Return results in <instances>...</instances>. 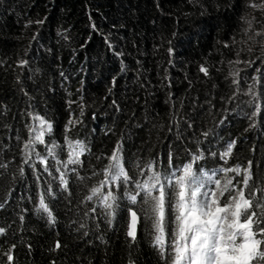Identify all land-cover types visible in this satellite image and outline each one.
Listing matches in <instances>:
<instances>
[{"label": "trees", "instance_id": "trees-1", "mask_svg": "<svg viewBox=\"0 0 264 264\" xmlns=\"http://www.w3.org/2000/svg\"><path fill=\"white\" fill-rule=\"evenodd\" d=\"M189 163L264 204V0H0V264H170L137 184Z\"/></svg>", "mask_w": 264, "mask_h": 264}, {"label": "snow or ice", "instance_id": "snow-or-ice-1", "mask_svg": "<svg viewBox=\"0 0 264 264\" xmlns=\"http://www.w3.org/2000/svg\"><path fill=\"white\" fill-rule=\"evenodd\" d=\"M202 72L207 74L205 68ZM43 124V121H41ZM50 129V126H48ZM43 133H38L36 139L40 142ZM28 145H25L27 148ZM69 158L67 164L80 163L79 157L84 152L80 142L69 144ZM232 146L229 145L222 158L229 156ZM199 159V157L197 158ZM66 166V165H65ZM148 170L153 174L149 181L137 184L144 194V204L148 205V212L153 218V228L156 235L154 244L160 249L161 254L166 251V226L170 243V264H264V204L254 201V193L246 197L245 189L249 187L252 179L250 167L244 170V187L236 189L232 180L221 183L215 180V188H207L212 177L194 171L192 164H186L179 171L162 176L152 164ZM224 172L240 174L241 169L225 168ZM105 180L101 185L91 190V200L99 196L105 208L112 209L116 196L112 191L102 193V188L109 182L115 185L117 180L129 181L130 177L125 170L119 146L109 157V164L104 169ZM61 183L66 186L67 181L61 175ZM155 190L156 194H153ZM231 192H235L232 195ZM125 194L132 204L137 202L140 192L131 194L125 189ZM228 194L226 202L221 200ZM259 212L253 209V204ZM39 209L48 214L51 221L52 212L44 199H40ZM166 210L174 214L166 219ZM131 220L128 225L127 235L135 239L137 212L129 209ZM175 227L172 228L171 225ZM4 229L0 228V233ZM60 247L59 243L56 245ZM9 261L13 259L8 256ZM166 264L168 262L166 261Z\"/></svg>", "mask_w": 264, "mask_h": 264}, {"label": "water", "instance_id": "water-1", "mask_svg": "<svg viewBox=\"0 0 264 264\" xmlns=\"http://www.w3.org/2000/svg\"><path fill=\"white\" fill-rule=\"evenodd\" d=\"M138 217V216H137ZM130 220H131V216H130ZM139 222V218H138V220H137V223Z\"/></svg>", "mask_w": 264, "mask_h": 264}]
</instances>
